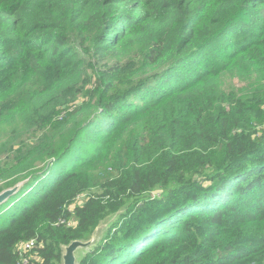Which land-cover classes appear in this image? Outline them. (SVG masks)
Returning a JSON list of instances; mask_svg holds the SVG:
<instances>
[{
    "label": "trees",
    "instance_id": "16d2710c",
    "mask_svg": "<svg viewBox=\"0 0 264 264\" xmlns=\"http://www.w3.org/2000/svg\"><path fill=\"white\" fill-rule=\"evenodd\" d=\"M20 182L0 264L30 239L62 264L125 206L77 264H264V0H0V192Z\"/></svg>",
    "mask_w": 264,
    "mask_h": 264
},
{
    "label": "rangeland",
    "instance_id": "374dc122",
    "mask_svg": "<svg viewBox=\"0 0 264 264\" xmlns=\"http://www.w3.org/2000/svg\"><path fill=\"white\" fill-rule=\"evenodd\" d=\"M230 83L234 84L236 87H242L246 83V81L239 79L237 76H235L233 78L232 77H228V78H224L223 79V85L225 87L229 86ZM78 99L76 100V102L78 101ZM258 128H260V126H258ZM93 191H95V190H93ZM153 192H156V194L155 193L151 194L152 197L155 196V195H159V193L157 191H153ZM86 194H87V192L82 193V194H78L80 197L74 199V201L71 202V205L68 207V210L72 211L75 204L81 203L85 199ZM6 204H7L6 201H4L3 204L0 205V208H3ZM125 207H122L121 210H119L118 212H116V213L108 216L106 219H104L100 223V225L96 228V231L92 235V237L89 238V239H87V240H85V241H82L83 246L78 247L77 251H75L76 264H77V261L79 260V258L81 256H83V254L87 250H89L90 248H92V246H94L96 244V242H98L99 239H101L106 234L107 229L124 212L123 210H125Z\"/></svg>",
    "mask_w": 264,
    "mask_h": 264
},
{
    "label": "water",
    "instance_id": "95a60500",
    "mask_svg": "<svg viewBox=\"0 0 264 264\" xmlns=\"http://www.w3.org/2000/svg\"><path fill=\"white\" fill-rule=\"evenodd\" d=\"M22 183L23 182H20L15 186L0 192V204L14 195L18 191ZM80 246H83V243L80 240H74L69 245L65 246L62 257V264H76L75 251H77L78 247Z\"/></svg>",
    "mask_w": 264,
    "mask_h": 264
},
{
    "label": "built area",
    "instance_id": "2783aa9c",
    "mask_svg": "<svg viewBox=\"0 0 264 264\" xmlns=\"http://www.w3.org/2000/svg\"><path fill=\"white\" fill-rule=\"evenodd\" d=\"M78 197H80V196L78 195L76 198H78ZM81 203H77L75 205H78V204H81ZM38 246H40V245H39V243L35 239H30V240H27V241L19 242L16 245L15 250L21 256V262L24 263V264H26L28 262V258L26 256V254L31 249H33L35 247H38Z\"/></svg>",
    "mask_w": 264,
    "mask_h": 264
}]
</instances>
